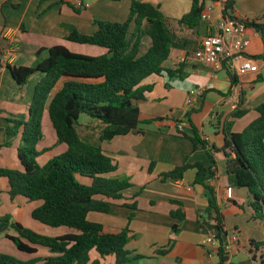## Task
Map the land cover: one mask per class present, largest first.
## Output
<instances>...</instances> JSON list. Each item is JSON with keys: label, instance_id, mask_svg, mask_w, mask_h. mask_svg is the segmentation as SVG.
Masks as SVG:
<instances>
[{"label": "crops", "instance_id": "1", "mask_svg": "<svg viewBox=\"0 0 264 264\" xmlns=\"http://www.w3.org/2000/svg\"><path fill=\"white\" fill-rule=\"evenodd\" d=\"M138 1L159 5L172 33L170 53L163 65L172 68L181 65L183 76L170 78L162 72L142 81V84L150 85L151 90L146 99L139 103V132L132 131L100 141V122L90 117L88 123L77 124L81 138L99 144L113 158L117 168L110 175L128 177L132 184L122 192L120 199L112 202L108 213L93 211L88 213L87 218L102 223L111 231L124 227L131 230L133 237L126 245L131 257L128 264H218V257L208 256V247L203 243L206 235L216 230L210 216H207L208 222L201 219L206 216L209 198L205 186H210L223 215L226 230L223 238L232 232L238 233L237 244L222 264H256L248 253L249 242L252 239L264 240V217L253 218L246 189L233 186L228 181L225 171L227 157L222 149V123L235 108L228 103L234 89L239 91V95L242 94V106L250 111L235 120L232 130H242L256 117L252 109L264 103V66L259 65L257 72L237 76L233 85L226 70L211 75L209 67L194 58L201 37L207 33L206 23L200 20L198 25L188 27L178 22L190 10L192 0ZM222 1H207L204 10L209 9L215 17H219L222 14ZM233 1L232 15L264 22V0ZM130 3L131 0H0V144L4 141L7 117L27 116L35 84L44 74L34 72L24 86H19L8 66H31L37 60L35 53L39 48L57 44L81 54L105 53L103 47L73 42L67 40L66 36L72 28L83 34L94 33L96 20L124 21ZM240 3L244 6H240ZM132 29L133 24L130 26ZM247 35L249 45L246 53L250 56L260 54L263 51L260 35L252 28L248 29ZM144 43L147 45L143 46ZM149 45L150 39L144 37L140 52L143 53ZM67 79L62 77L52 92L58 90ZM192 88H202L203 93L188 104V92ZM192 107L197 111L190 118L205 146L200 144L194 148L188 137L191 129L184 115ZM46 114L45 110L42 125ZM18 144L19 134L9 146L0 147V167H20L16 151ZM65 148L57 147L55 154ZM53 153L49 152L48 159ZM195 162H200L205 168L203 184L194 183L195 167H189L180 179L162 177L164 172L176 166ZM8 188L7 179L0 177V191H4L9 199V205L0 210V216L9 213L12 221L48 234L45 231L48 226L31 218V205L36 206L37 202L28 201L21 195L10 199ZM133 204L134 207L131 206ZM171 210H180L184 219L171 216ZM56 229L55 235L72 231L66 227ZM6 232L16 234L13 229ZM241 232L245 233L246 239L242 238ZM3 238H0V243H3ZM37 254L45 256L48 251L38 247ZM28 257L25 255V258ZM97 257L96 252L90 253L91 260ZM101 262L114 264V257L107 256Z\"/></svg>", "mask_w": 264, "mask_h": 264}, {"label": "trees", "instance_id": "2", "mask_svg": "<svg viewBox=\"0 0 264 264\" xmlns=\"http://www.w3.org/2000/svg\"><path fill=\"white\" fill-rule=\"evenodd\" d=\"M207 1L218 0H192L190 10L178 22L188 27L198 25ZM222 4L223 16L234 18V1L223 0ZM95 22L97 29L94 33L83 34L72 28L66 39L98 45L106 49L105 53L81 54L57 44L39 48L35 53L37 60L31 66H8L19 86H24L34 72L44 74L35 84L27 116L7 117L8 125L0 147L9 146L19 134L16 151L20 167H0V177L8 181L10 199L21 195L28 201L37 202L30 212L34 221L72 231L61 235L39 233L12 221L11 215L5 213L0 216V235L11 241L17 251L29 257L20 259L0 252V264H102L101 259L107 256L114 257V264L131 261L126 248L133 237L131 230L128 227L119 231L108 230L102 223L90 221L87 215L93 211L108 213L112 202L120 199L122 192L132 184L128 177L110 175L116 170V163L99 144L80 137L78 118L85 113L100 122V141L132 131L139 132V103L151 90V86L142 84V81L162 72L170 78L183 74L181 65L174 68L163 65L170 53L172 33L159 5L131 0L124 21ZM244 23L260 35L263 51L253 57L264 60V22L244 20ZM144 37L150 39V45L141 53L140 45ZM228 76L233 85L237 76L230 72ZM62 77L68 79L53 93ZM242 105L243 96L240 94L237 106L222 123V149L227 157L225 171L231 185L246 189L252 217L261 219L264 217V103L252 109L256 117L242 130L233 131L235 120L250 111ZM45 110L56 136V144H64L66 148L41 164L36 156L47 149L38 151L36 147L43 138L42 116ZM196 111L192 107L184 115L191 129L188 137L194 148L200 144L205 146L190 118ZM189 167L196 168L194 183L203 184L205 168L200 162L176 166L164 172L162 177L180 179ZM205 187L209 198L206 216L201 219L208 222L207 216L211 217L217 231L216 238L223 243V235H226L223 215L213 189ZM170 215L184 219L180 210H171ZM8 229H13L16 234H8ZM38 247L46 248L48 254L38 255ZM92 251L98 255L93 260L90 259ZM248 253L256 264H264V240H250ZM228 256L219 250L218 264H222Z\"/></svg>", "mask_w": 264, "mask_h": 264}, {"label": "built area", "instance_id": "3", "mask_svg": "<svg viewBox=\"0 0 264 264\" xmlns=\"http://www.w3.org/2000/svg\"><path fill=\"white\" fill-rule=\"evenodd\" d=\"M201 20L207 25V33L201 37L199 46L194 51V58L209 67L211 75L220 70H226L235 76L259 70L258 60L246 53L249 28L244 23L245 19L236 16L230 18L223 14L215 17L208 9L202 12ZM202 93V88L189 90L188 104H192L193 98L201 96ZM238 101L239 91L234 89L228 97V103L236 107ZM216 232L215 230L207 234L203 242L208 247V256H217L219 250L230 255L238 242L236 232L225 237L223 243L216 238Z\"/></svg>", "mask_w": 264, "mask_h": 264}, {"label": "rangeland", "instance_id": "4", "mask_svg": "<svg viewBox=\"0 0 264 264\" xmlns=\"http://www.w3.org/2000/svg\"><path fill=\"white\" fill-rule=\"evenodd\" d=\"M240 6L243 7L244 5L242 3H240ZM146 45H147L146 43L143 44V46H146ZM258 64L260 66H264V60L258 59ZM44 119H45V121L42 125L43 138L37 143L36 148L38 151H42L43 149H47V150L45 152L39 154L38 156H36V160L38 163H44L48 159V157H49L48 154L50 151L54 152L53 154L56 155L55 153H56L57 147L65 146L63 144H59V145L56 144V136H55L54 130L52 129L51 125H49V120H48L47 114L44 116L43 120ZM90 120H91V118L87 114L82 113L79 116L77 124H81V123L86 124ZM8 200L9 199H8V196L6 195V193L1 190L0 191V201H1L0 202V210L6 208L9 205ZM31 206L34 207V205H31ZM58 229H60V228H58ZM58 229H56L54 227H49L45 231L50 235H55ZM229 229H232V227H230ZM241 236L243 239H246L245 233L241 232ZM0 238H3V236ZM0 249H1L0 252L7 253V254L12 255L16 258L25 259L26 254L22 253L20 251H17L16 248L14 247V245L11 243V241H9L6 238L3 240V243H0Z\"/></svg>", "mask_w": 264, "mask_h": 264}]
</instances>
